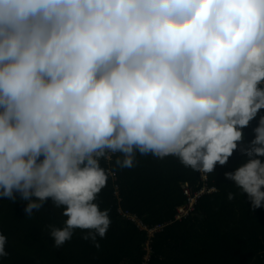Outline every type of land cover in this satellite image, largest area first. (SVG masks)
<instances>
[{
    "label": "clouds",
    "instance_id": "obj_1",
    "mask_svg": "<svg viewBox=\"0 0 264 264\" xmlns=\"http://www.w3.org/2000/svg\"><path fill=\"white\" fill-rule=\"evenodd\" d=\"M264 109V0H0V198L28 217L51 198L99 248L95 203L136 154L177 157L207 177ZM225 173L264 207V116ZM119 154V155H117ZM229 193L228 199H235ZM0 234V257L7 256Z\"/></svg>",
    "mask_w": 264,
    "mask_h": 264
},
{
    "label": "trees",
    "instance_id": "obj_2",
    "mask_svg": "<svg viewBox=\"0 0 264 264\" xmlns=\"http://www.w3.org/2000/svg\"><path fill=\"white\" fill-rule=\"evenodd\" d=\"M260 116L264 109L243 129L244 140L238 142L228 162L217 164L210 174L209 185L215 189L201 194L185 218L155 232L147 261L148 232L118 212L115 185L119 186L120 204L141 216L144 223L167 222L186 197L183 184L193 190L202 186L199 172L174 156L160 159L137 153L134 167L120 169L114 155L116 180L110 174L95 200L101 210H108L110 219L106 235L97 237L99 248L83 239L87 230L80 229L62 247L53 246L49 226L63 228L67 217L51 198L29 217L26 202L0 200L10 202L0 203V234L7 237L8 253L0 257V264H264V207L252 212L247 195L241 196L234 182L225 177L246 159L241 149L255 138ZM101 166L108 168L105 160ZM230 192L236 194L235 199H228Z\"/></svg>",
    "mask_w": 264,
    "mask_h": 264
},
{
    "label": "built area",
    "instance_id": "obj_3",
    "mask_svg": "<svg viewBox=\"0 0 264 264\" xmlns=\"http://www.w3.org/2000/svg\"><path fill=\"white\" fill-rule=\"evenodd\" d=\"M114 159V156H113ZM113 159L112 162L106 161L108 168L107 169H112L113 170ZM114 174H111L112 178L116 180V173L113 170ZM200 181L202 183V186L198 190H193V188L188 184L185 183L183 184V190L184 194L186 195L185 199L176 207V213L174 217L164 223H157L152 226L147 225L146 223L143 222V219L141 216L136 215L132 213L130 210L125 209L121 204V196L119 192V186L116 184L115 185V196L117 197L119 204H118V212L123 216L133 220L136 222V224L140 227V229L147 230V239L145 243V247L147 249V253L145 255V260L147 261L151 257V250H152V236L155 234L156 231L161 230L167 223L173 222L176 220H181L185 218L190 211H192L195 208V204L197 202L198 197L207 192V191H212L215 189L214 186H210V174L207 177L202 176L201 173H199Z\"/></svg>",
    "mask_w": 264,
    "mask_h": 264
},
{
    "label": "crops",
    "instance_id": "obj_4",
    "mask_svg": "<svg viewBox=\"0 0 264 264\" xmlns=\"http://www.w3.org/2000/svg\"><path fill=\"white\" fill-rule=\"evenodd\" d=\"M0 200H3V201H7L8 199H3V198H0ZM18 201H21L19 198H17ZM0 202V203H10V202ZM10 201V200H9ZM7 205V204H6ZM9 206V205H8Z\"/></svg>",
    "mask_w": 264,
    "mask_h": 264
},
{
    "label": "rangeland",
    "instance_id": "obj_5",
    "mask_svg": "<svg viewBox=\"0 0 264 264\" xmlns=\"http://www.w3.org/2000/svg\"><path fill=\"white\" fill-rule=\"evenodd\" d=\"M128 210H129V209H128ZM134 214H136V213H134ZM136 215H138V214H136ZM141 218H142V217H141ZM136 237H137V238H139V236H138V235H136Z\"/></svg>",
    "mask_w": 264,
    "mask_h": 264
}]
</instances>
